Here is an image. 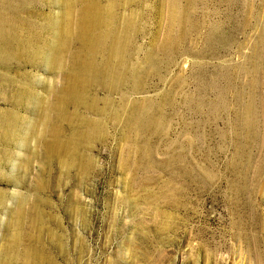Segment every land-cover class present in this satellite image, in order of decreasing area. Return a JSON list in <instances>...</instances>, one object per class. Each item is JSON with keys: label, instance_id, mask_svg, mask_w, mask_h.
Returning <instances> with one entry per match:
<instances>
[{"label": "rangeland", "instance_id": "374dc122", "mask_svg": "<svg viewBox=\"0 0 264 264\" xmlns=\"http://www.w3.org/2000/svg\"><path fill=\"white\" fill-rule=\"evenodd\" d=\"M88 1L0 0L41 40L0 52V264H264V0H97L121 59L75 97Z\"/></svg>", "mask_w": 264, "mask_h": 264}, {"label": "bare ground", "instance_id": "6f19581e", "mask_svg": "<svg viewBox=\"0 0 264 264\" xmlns=\"http://www.w3.org/2000/svg\"><path fill=\"white\" fill-rule=\"evenodd\" d=\"M88 2L89 3L85 6V8H83L81 10V16H82L81 21L76 23L75 25L73 24L74 25V27L72 28L73 30L70 29V26H67L64 29L65 30L64 31L65 37H64V39H61V43L59 44L60 48L58 47L59 48L58 49V55H60L61 53L63 54L64 49H67L66 46L70 45L71 42H73V39L76 43H78L79 48L76 51L75 56L73 55L74 56L73 62H74L75 68H72V72H70V74H68L69 86L67 87V90H66V91H70L73 94L75 93L76 94L75 97L84 96L86 89H87L88 82L90 83L92 81L98 80L99 78L106 77V76L110 75L111 73H112V75H116L115 64L118 63L121 59L120 58L121 57V51L123 49V44H124L121 36L120 35L118 36L116 34V28H117V26L115 27L116 22H115L114 18L110 15V13L107 10H105L97 0H89ZM81 7H83V6L81 5ZM18 17L19 16L16 17L15 15H13L11 17L4 16L2 11L0 10V52H4L7 54H10V52H15V51L19 52L23 49L25 50L26 48L27 49L30 48L31 45H38V43L41 41L40 38H39V40H40L39 41L37 39V37L35 38V40L33 39V37H30V38L27 37L28 39L26 38L25 40H24V38H22L23 32L21 34L20 31H22L24 29L23 24L25 21L22 20L21 17H19V18ZM174 19L177 20L178 16H174ZM127 28H128V25H127ZM45 29H48V28H45ZM177 31H178V29H177ZM41 32H43V31H41ZM58 32H59V30H58ZM73 32H74V38L70 39V36H72L71 33H73ZM18 34L21 35V38L19 37ZM44 35H46V34H44ZM44 35L42 34V36H40V37H42L41 39H43ZM37 36H39V35H37ZM46 36H48V35H46ZM18 39H21V40H18ZM45 39H46V37H45ZM47 39H48V37H47ZM57 39L58 38H56L55 40H57ZM14 41H15V43H14ZM261 45H263V44H261ZM32 47H34V46H32ZM36 47L38 48L39 46H36ZM50 49H51V47H50ZM32 50H34V49H32ZM47 51H49V50H47ZM52 53H53V49H52ZM99 54H101L102 56H105L104 54H107V55H109V57L107 59L104 58L103 61L101 62V64H99L98 61L96 60V56ZM56 55H57V53H56ZM19 58H20V56H19ZM59 59H58V61H59ZM56 60H57V58L55 57L54 61H56ZM54 61H53V63H54ZM70 66H71V64H70ZM22 89H23V87H22ZM28 92L29 91H27V93ZM71 104H72V102H71ZM61 107L64 108V105H62ZM65 109H66V107H65ZM54 130L55 131L53 134V136H54L53 148H54V146H58L60 148L67 149V148H69L70 145L71 146L73 145L72 141L71 142H69L68 140L67 141H60V138H58V137H59L61 131L58 130L56 133L57 128ZM52 150H54V149H52ZM38 260H41L42 262H45V263H42L40 261V262L35 263V264H47V262H48V264H52L51 261L44 260L41 257Z\"/></svg>", "mask_w": 264, "mask_h": 264}]
</instances>
